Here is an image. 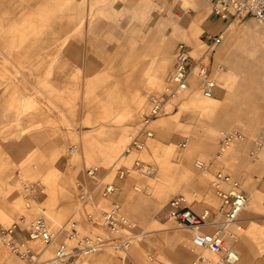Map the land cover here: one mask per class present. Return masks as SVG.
<instances>
[{"label":"rangeland","instance_id":"rangeland-1","mask_svg":"<svg viewBox=\"0 0 264 264\" xmlns=\"http://www.w3.org/2000/svg\"><path fill=\"white\" fill-rule=\"evenodd\" d=\"M214 19L206 0H0V226L20 215H43L59 230L73 217L82 234L104 233L88 225L86 213L107 210L116 200L144 237L126 254L107 246L82 264H204L201 254L218 264L211 251L193 245V230L169 217L168 201L181 194L196 212L215 209L219 199L210 182L222 171L249 197L227 242L238 245L237 264H264V25L251 16L224 21L222 42L209 60L222 96L204 97L193 72L189 90L170 99L151 124L154 134L144 148L125 152L149 95L167 85L177 44L199 56L203 39L216 33ZM233 131L241 138L221 146L223 134ZM135 159L154 170H135L124 179L107 171ZM197 159L206 169L195 167ZM90 166L99 167L100 182L82 203L76 182ZM110 180L117 194L102 197ZM28 182L44 191L26 207ZM253 226L263 232L255 239ZM60 240L40 259L50 257ZM0 253L8 263L24 264L7 250Z\"/></svg>","mask_w":264,"mask_h":264},{"label":"built area","instance_id":"built-area-1","mask_svg":"<svg viewBox=\"0 0 264 264\" xmlns=\"http://www.w3.org/2000/svg\"><path fill=\"white\" fill-rule=\"evenodd\" d=\"M214 16L229 19L230 17L242 18L251 16L258 23L264 25V0H209ZM222 42V34L207 36L205 49L197 57L192 55L193 48L184 42H179L174 52L173 68L169 74L167 85L161 93L150 94L148 108L144 113L138 130L131 137L125 152L140 151L144 148L146 139L153 136L152 122L165 112L170 99L179 97L190 88V76L193 72L199 79V88L204 97L214 96L216 81L210 76L209 60L215 52V48ZM241 138L237 131L225 132L221 138V146L228 145L233 140ZM182 147L186 142H181ZM76 149V146L73 147ZM195 167L199 170L206 168V163L197 159ZM139 170L151 173L154 169L140 159H135L129 167L125 165H111L107 171H114L115 177L124 179L130 176L132 171ZM99 167L90 166L84 170V179L77 181V197L82 203L89 201L99 186L97 178ZM215 195L220 199L217 209H203L199 214L195 213L187 204L183 195H177L168 202V215L180 225L193 230L192 243L197 248H205L218 256V264H237L238 253L227 242V232L230 225L240 221L239 217L244 211L248 195L241 188L240 183L229 174L217 171L210 182ZM23 199L26 207L31 201L38 198L44 191L38 183L28 182L24 186ZM118 187L112 182L104 183L100 190L102 197L114 194ZM134 190L141 191V187L135 185ZM264 207V196L262 198ZM86 221L92 227H100L104 233L82 234L79 223L70 219L60 227L53 230L49 227L43 215L32 220L20 215L8 226H0V250H7L25 264H82L81 259L95 253L104 247H113L123 253H127L135 241H141L145 235L135 221L130 219L123 211L119 203H112L107 210L99 213H86ZM211 226L210 231L203 228ZM264 229V215L262 217ZM24 228L25 237L20 238L19 233ZM238 225L237 229L241 230ZM61 239L55 247L52 255L47 259H40L42 251ZM38 241L41 249L36 250L31 242ZM204 264H209L203 257H199Z\"/></svg>","mask_w":264,"mask_h":264},{"label":"crops","instance_id":"crops-1","mask_svg":"<svg viewBox=\"0 0 264 264\" xmlns=\"http://www.w3.org/2000/svg\"><path fill=\"white\" fill-rule=\"evenodd\" d=\"M216 17V16H215ZM217 23H216V33L214 34V35H217V34H220L219 33V31L221 30V26L223 25V24H225V22H226V20H228V19H222V18H219V17H217V19H214ZM225 21V22H224ZM208 31H209V29H208ZM222 34V33H221ZM207 37V36H206ZM206 37L203 39V41L205 42V39H206ZM202 41V40H201ZM175 52V51H174ZM217 62H218V60H217ZM216 62V63H217ZM218 64L219 63H217L216 64V66H218ZM199 82V81H198ZM217 84V83H216ZM222 90L218 87V84H217V86H216V89H215V92H214V96L213 97H215V98H220L221 96H222V92H221ZM152 128V130H153V127H151ZM153 134H154V131H153ZM153 137V136H152ZM146 144V143H145ZM187 148H188V146H187ZM186 148V149H187ZM228 153H229V151H228ZM228 153H226L224 156H223V158H225V157H227V155H228ZM185 154V153H184ZM109 172V171H108ZM107 172V174H109ZM228 174V173H227ZM230 175V174H229ZM231 176V175H230ZM234 180H237L236 178H234L233 176H231ZM114 178H116V179H118L117 177H115L114 176ZM238 181V180H237ZM107 182H112V183H114L117 187H118V185H117V183L114 181V180H110V181H107ZM239 182V181H238ZM106 183V182H105ZM241 186V185H240ZM242 188V187H241ZM243 189V188H242ZM244 190V189H243ZM245 191V190H244ZM117 193L115 192V194H112L113 196H115ZM247 194V193H246ZM177 195H181V194H176V195H174V196H177ZM95 196V195H94ZM111 196V195H110ZM110 196H108V197H110ZM174 196H172L171 198H173ZM170 198V199H171ZM218 198V197H217ZM169 199V200H170ZM219 199V198H218ZM187 201V200H186ZM169 202V201H168ZM112 203H119L118 201H116V200H113L112 202H111V205H112ZM120 204V203H119ZM188 204V203H187ZM111 205H110V207H111ZM189 205V204H188ZM219 205H220V199H219V203H218V206L217 207H215V209H217L218 207H219ZM120 206H121V204H120ZM109 207V208H110ZM108 208V209H109ZM122 208V207H121ZM191 208V207H190ZM205 208H209V209H212V210H215L214 208H211V207H208V206H205V207H203V209H205ZM203 209L200 211V212H196V211H194L193 209V211L195 212V213H197V214H199V213H201L202 211H203ZM122 211H123V208H122ZM76 212H78V211H76ZM76 212H75V214H76ZM124 212V211H123ZM72 219H73V217H72ZM131 219V218H130ZM134 221V220H133ZM66 223V222H65ZM24 228L25 227H23V229L21 230V232L18 234L19 235V237L20 238H24L25 237V235H26V233H25V230H24ZM207 228H212L211 226H209V227H205V228H203V231H210L211 229H207ZM31 244H32V246L36 249V250H39L38 248H36V245H40V243L38 242V241H33V242H31ZM134 246V245H133ZM233 246H237L238 247V245H233ZM0 251H2V250H0ZM54 251V250H53ZM132 258V257H131ZM0 259H3V261H2V263L1 264H18V262L16 263V260L15 259H11V263H8L7 262V260H6V258H4L3 257V255L0 253ZM10 260V259H9ZM82 260V259H81ZM24 264H25V262H24ZM133 264H138V263H133Z\"/></svg>","mask_w":264,"mask_h":264},{"label":"bare ground","instance_id":"bare-ground-1","mask_svg":"<svg viewBox=\"0 0 264 264\" xmlns=\"http://www.w3.org/2000/svg\"><path fill=\"white\" fill-rule=\"evenodd\" d=\"M206 1H209V0H206ZM200 15V14H199ZM205 16V15H204ZM200 20V19H199ZM155 34V31L153 30V31H151L150 32V35L151 36H153ZM223 36V35H222ZM162 69L163 70H165L162 66H161V71H162ZM195 78H193V82H194V84L196 83L197 84V80H194ZM179 97H177L176 99H178ZM212 98V97H211ZM209 99V98H208ZM153 123V126H154V123H155V120L152 122ZM152 139V138H151ZM187 144H186V146H185V148H187ZM226 153H228V151L226 152ZM225 153V154H226ZM224 154V155H225ZM206 169V168H205ZM204 170V169H203ZM61 181V180H60ZM59 181V182H60ZM66 181V180H65ZM54 182H56V180L54 181ZM62 182V181H61ZM64 182V181H63ZM65 183V182H64ZM68 184V183H67ZM66 184V185H67ZM65 185V186H66ZM251 221H252V219H251ZM263 232H262V230H261V228H259V226H253V227H251V229H250V231H249V235L251 234V235H254L253 237H254V239L257 237V236H259V235H261ZM229 235H230V233H229V230H228V232H227V236L229 237ZM233 237H231L230 239H232ZM235 242V241H234ZM49 247V246H48ZM47 247V248H48ZM232 247H233V249L234 250H236L237 251V253L239 254V249H238V247L237 246H233L232 245ZM200 249V248H199ZM205 249V248H204ZM194 250V249H193ZM202 250H203V248H201V252H202ZM205 250H207V249H205ZM192 251V250H191ZM208 251V250H207ZM194 252V251H193ZM208 253H209V251H208ZM195 254V253H194ZM210 254H212V255H215L216 256V258H217V260H219L218 259V256L216 255V254H214V253H212V252H210ZM204 257V255L203 254H201V257ZM200 256H198V258H199ZM205 258V257H204ZM206 259V258H205ZM238 260H240V256H238ZM237 262H239V261H237ZM203 263V262H202Z\"/></svg>","mask_w":264,"mask_h":264}]
</instances>
